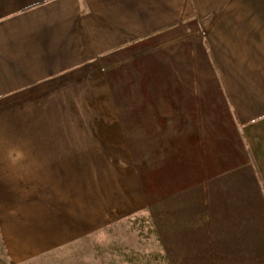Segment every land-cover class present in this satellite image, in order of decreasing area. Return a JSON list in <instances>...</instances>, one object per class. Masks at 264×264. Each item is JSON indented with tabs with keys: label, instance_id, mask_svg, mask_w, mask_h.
<instances>
[{
	"label": "crops",
	"instance_id": "obj_1",
	"mask_svg": "<svg viewBox=\"0 0 264 264\" xmlns=\"http://www.w3.org/2000/svg\"><path fill=\"white\" fill-rule=\"evenodd\" d=\"M186 24L203 30L207 86L176 73L121 87L109 56ZM103 164L130 180L121 201L181 198L175 264H264V0H0V197L23 179L47 196L39 216L0 200L15 262L101 227ZM37 218L46 231L25 237Z\"/></svg>",
	"mask_w": 264,
	"mask_h": 264
},
{
	"label": "rangeland",
	"instance_id": "obj_2",
	"mask_svg": "<svg viewBox=\"0 0 264 264\" xmlns=\"http://www.w3.org/2000/svg\"><path fill=\"white\" fill-rule=\"evenodd\" d=\"M193 26L186 24L150 38L140 39L109 56L108 59H114L117 65L114 70L121 87H124V80L131 87L143 80L154 86L157 79L165 75L167 78H174L178 76H175L176 73L181 77L197 75L199 82L204 81L207 86L206 83L211 80L210 77L215 76V72L207 53L203 30L202 34L198 33L192 29ZM161 65H166L168 72ZM103 67L102 71H106L107 67ZM110 169L116 171L111 164L104 165L101 174V227H87L82 243L45 251L49 258L42 256L44 261L39 264H175L174 236L189 231L190 228L185 227L190 224L188 208L181 206V198L175 201L173 197L147 210L138 207L135 198L131 204L128 203V198L121 201L120 199L125 200V192L131 190L126 188L130 180L117 177ZM87 175L93 176L94 173ZM75 184L74 187L77 188V180ZM32 185L34 182L23 179L19 188L15 189L19 194L0 197L1 201L5 200L4 208H15L17 211L21 209L25 214H30L33 212L31 205L36 204L39 209L36 214L44 215L40 213L44 212L40 209L41 205L44 209L47 196L30 194ZM83 185L82 188L92 191L95 180L86 179ZM42 191L44 194V190ZM86 198L88 201L93 197L87 194ZM129 201L132 202V199ZM115 206L118 207L117 210ZM4 208L0 209V215ZM38 219L22 225L24 229H29L23 233L25 237L39 236L46 231V221ZM3 235L0 221V264H19L9 254Z\"/></svg>",
	"mask_w": 264,
	"mask_h": 264
}]
</instances>
